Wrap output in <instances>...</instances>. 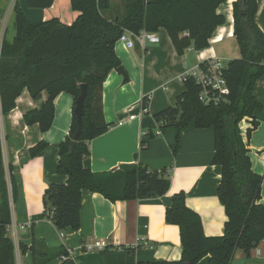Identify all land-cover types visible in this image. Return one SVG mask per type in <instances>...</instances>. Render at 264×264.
<instances>
[{
	"label": "trees",
	"instance_id": "obj_1",
	"mask_svg": "<svg viewBox=\"0 0 264 264\" xmlns=\"http://www.w3.org/2000/svg\"><path fill=\"white\" fill-rule=\"evenodd\" d=\"M225 1L119 0L113 7L110 0H69L71 11L77 12L70 25L59 18L47 19L39 25L29 23L15 2L14 15L23 21L24 29L21 40L14 35L10 39L4 35L0 40V114L5 117L12 112L16 99L24 91L31 98L45 91L47 97L42 109L28 110L22 120L26 126L37 125L41 133H46L54 121V99L66 93L73 102L68 134L56 145L57 173L65 176L66 181L64 185L50 183L42 197L43 217L49 218L58 232L79 229L82 190L99 193L112 203L159 198L168 192L171 181L166 169L156 172L132 163L95 173L83 166V160L90 154L89 142L110 128L103 117V82L109 72L120 66L114 47L124 31L137 36L141 30L157 33L164 29L178 55L191 46L200 52L209 47L214 30L226 21L224 15L217 13ZM53 2L28 0V5L31 9L44 10L51 8ZM257 8V0H236L232 5V32L239 58L229 60L223 72L227 100L216 107L204 105L198 98V85L188 79L175 104L154 115L156 122L163 124L161 129H172L176 139L186 129H213L215 153L211 163L220 167L216 196L227 216L224 233L206 237L200 216L187 208L184 193L179 191L171 196L164 214L166 223L180 230L181 258L174 263L145 264H197L205 256H208L207 264H230L237 250L246 256L264 238V206L260 195L263 178L252 170L248 146L239 129L243 119L251 118L249 137L258 125L253 119L254 112L261 108L252 94L257 79L264 75V32L255 21ZM13 27L15 30V24ZM82 84L87 86L82 130L70 151L77 129L74 110ZM145 104L143 99L142 106L146 107ZM47 146V142H39L30 148L29 156L40 155ZM7 170L8 181L0 137V264H15L14 245L8 235L11 225L8 192L11 188L14 200L16 179L11 165ZM35 245L29 248L32 264H46L60 255L66 258H60L62 264H74L67 259V250L44 249L38 253ZM20 248L26 250L25 246ZM135 252L134 246L105 247L99 251L98 264H141L135 260Z\"/></svg>",
	"mask_w": 264,
	"mask_h": 264
},
{
	"label": "crops",
	"instance_id": "obj_2",
	"mask_svg": "<svg viewBox=\"0 0 264 264\" xmlns=\"http://www.w3.org/2000/svg\"><path fill=\"white\" fill-rule=\"evenodd\" d=\"M18 1L0 0L1 23L12 24L14 4ZM235 1L226 0L218 7L217 13L224 15L226 21L214 30L206 50L198 52L191 46L183 55H178L164 29L155 33L159 36L158 44L147 43L140 48L135 43L129 50L115 44L114 51L126 71L127 81L112 70L103 82V117L110 128L89 142L90 154L82 164L95 173L132 163L156 172L166 169L171 182L162 197L112 203L99 193L82 190L79 229L58 232L52 221L43 217L42 197L50 183L64 185L66 181L65 176L57 173L56 145L68 134L72 97L61 93L54 99V121L46 133H41L37 125L26 126L22 120L28 110L42 109L47 97L45 91L36 98L24 91L16 99L12 112L5 117L0 114L6 179L9 178L8 165H11L16 179L14 200L11 188L8 192L11 219L8 235L14 245L15 264H32L29 248L33 243L38 253H43L44 249L67 250V259L74 264H98L99 251L121 246H134L135 260L141 264L178 262L182 253L180 230L166 223L164 212L171 203V196L179 191L184 193L187 208L200 216L204 235H223L227 216L216 196L220 167L211 163L215 153L213 129H186L176 139L172 129H161L163 124L157 123L154 115L173 106L176 97L185 90L181 75L210 57L225 65L229 61H223L224 55L218 46L228 40L235 41L232 32V5ZM110 2L113 7L120 3L119 0ZM257 4L255 21L264 32V0H257ZM76 16L69 0H54L51 8L43 10L45 20L59 18L66 25H70ZM2 32L1 38L5 35ZM252 94L261 105L253 118L258 125L249 137L247 129L251 128V118L243 119L239 129L248 146L252 170L263 178L260 195L264 206V75L257 79ZM143 99L146 111L140 114ZM129 115L136 118L129 119ZM41 141L48 143L46 149L40 155L30 157V148ZM98 242L103 243L101 250L87 249ZM20 245L26 250L22 251ZM61 257L57 256L46 264H62ZM207 260L208 256H205L197 264H207ZM230 264H264V242L246 256L237 250Z\"/></svg>",
	"mask_w": 264,
	"mask_h": 264
},
{
	"label": "built area",
	"instance_id": "obj_3",
	"mask_svg": "<svg viewBox=\"0 0 264 264\" xmlns=\"http://www.w3.org/2000/svg\"><path fill=\"white\" fill-rule=\"evenodd\" d=\"M158 42V34L141 30L137 36L124 31L116 41V44L120 45L124 50H129L135 46V43H137L140 48H144L147 43L158 44ZM225 68L226 65L221 60L210 57L199 63L191 69V71L181 75L180 80L185 83L186 80L193 79L199 87V101L204 105H213L216 107L227 100L228 87L223 78ZM145 111L146 107L142 106L140 114H143ZM135 118L136 116L129 115V119L133 120ZM119 125L122 124L120 123ZM262 242H264V238L260 243ZM102 248V242L95 243L94 246H87L88 250H101ZM61 259L65 260L66 258L62 257Z\"/></svg>",
	"mask_w": 264,
	"mask_h": 264
},
{
	"label": "water",
	"instance_id": "obj_4",
	"mask_svg": "<svg viewBox=\"0 0 264 264\" xmlns=\"http://www.w3.org/2000/svg\"><path fill=\"white\" fill-rule=\"evenodd\" d=\"M18 3L20 5V8L23 12L26 21L35 25H39L43 21H45V19L43 18V10L31 9L28 5V0H19ZM14 22H15L14 36L17 40H21L22 32L24 29L23 21H21L19 16L15 15ZM116 71L119 72L123 80L126 78L127 75L126 71L121 65L118 67V69H116ZM86 93H87V86L82 84L80 87L79 96L77 97L76 100V108L74 110L75 117L77 118V129L76 132L74 133L73 139L70 144V149H69L70 151H72L73 148L75 147V144L79 139L82 130L83 106H84V99L86 97Z\"/></svg>",
	"mask_w": 264,
	"mask_h": 264
},
{
	"label": "rangeland",
	"instance_id": "obj_5",
	"mask_svg": "<svg viewBox=\"0 0 264 264\" xmlns=\"http://www.w3.org/2000/svg\"><path fill=\"white\" fill-rule=\"evenodd\" d=\"M13 22H14V19H13ZM13 22H12V24L9 23V24L5 25L4 22L2 21L1 27H0V34L4 30V27H5V32L4 31L2 32L5 34V37L10 39V37L12 35H15V30L13 29L14 28ZM1 36H2V34H1ZM0 40H2L1 37H0ZM218 47L220 48L221 53H223V55H224L223 61L239 58L238 48H237L234 40L225 41V42H223V44L219 45ZM224 52H225V54H224Z\"/></svg>",
	"mask_w": 264,
	"mask_h": 264
}]
</instances>
